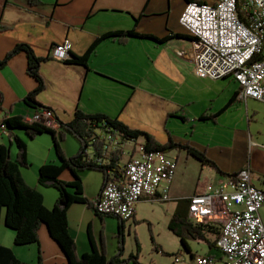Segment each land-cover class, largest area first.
Instances as JSON below:
<instances>
[{"label": "crops", "instance_id": "obj_1", "mask_svg": "<svg viewBox=\"0 0 264 264\" xmlns=\"http://www.w3.org/2000/svg\"><path fill=\"white\" fill-rule=\"evenodd\" d=\"M206 4H215L219 0H215L212 3L206 0H201ZM189 1L184 0L181 7V13L183 15L186 4ZM173 0H37L36 3L31 4L29 0H0V60L4 59L6 54L13 50L18 44H25L30 46L39 58H48L42 65L41 73L45 67L52 65L58 74L61 75V83H58L57 87L51 86L47 83L45 73H42V77L45 80L47 89L38 97V102L42 106L52 108L55 112V120L49 125L55 130H60V122L70 123L75 119L76 112L81 110L83 113L91 114H106L112 117V119H119L127 125V122L122 120L120 115V109L123 108V99L113 98L114 92L110 83L119 86H128L133 90L136 89V83L130 79L132 72L130 67L126 69V73L120 69V55L126 50L134 52L143 51L148 56H152L154 43L161 46L174 42H185L186 45H193V53L196 49V43L189 38H175L176 35L189 36V33L180 25L183 32H178L171 28V22L173 19ZM164 25L165 35L163 37L155 34V26L158 24ZM2 28V29H1ZM22 28L21 35L12 34L16 29ZM136 29L138 33L145 34L146 36H154L160 40L172 37L167 42L161 44L160 42L150 39H129L126 43H122L119 40L105 41L97 52L89 61L88 67L81 65H69L66 61H56L53 58V48L58 45L69 43L71 46L70 56H83L87 52L90 46L95 41L109 32H119ZM25 33L27 38H25ZM175 35V36H174ZM191 53V55H193ZM28 56L24 53L17 55L12 59L5 68L0 69V124L4 119H10L14 116H21L29 122L33 118L36 112L35 108L29 107L26 104L27 97L30 93L36 90L38 84L35 79L29 76L28 72ZM144 74L148 76V70L144 71ZM128 77V78H125ZM66 82L63 83V80ZM202 79V78H201ZM204 80V79H203ZM232 81L234 78H227L220 81ZM208 81V87L218 82ZM237 86V91L232 98L237 96L241 92L240 85L233 81ZM200 83H203L201 80ZM56 87V88H55ZM53 89L55 98L47 99V93ZM237 96L236 102L231 106L228 105L219 114L216 115L215 121L224 112L228 111L232 106L239 104L242 100ZM109 97V98H108ZM188 101L191 106H202L204 110H207L209 97L203 98V96H190ZM255 101V100H249ZM248 101V102H249ZM260 102V101H259ZM264 104V103H263ZM187 105V104H186ZM229 106V107H228ZM120 110V112H119ZM125 110V108H124ZM208 115V114H206ZM202 117H199L200 121H203ZM208 117H213L208 115ZM197 118H195L196 120ZM187 118H184L186 121ZM188 121V120H187ZM211 120L203 121L209 122ZM128 127V126H127ZM130 128V127H129ZM131 129V128H130ZM138 130V129H133ZM0 128V134H1ZM147 132V131H143ZM21 139L27 141L23 137L21 131L15 132ZM148 133V132H147ZM12 135L2 134L0 136V143L10 145V137ZM65 144L63 147L68 157H73L80 152V146L74 145L65 137ZM64 140V141H65ZM192 148H197L192 146ZM18 150V148H17ZM15 150V143L13 142V149L11 150L12 156L15 158L17 154ZM32 148L29 147L28 155L29 161L35 166L34 160L31 156ZM198 150L205 153L206 156L212 161L216 162L221 172L225 174H238L239 172L247 169H251L254 174V183L258 188L264 190V179L261 178L257 172V169L249 165L239 170L229 171L224 169L218 161V154H223L226 148L223 146H206L203 148L198 147ZM187 152V150H183ZM211 151V153H210ZM177 159L179 163L178 152L170 153ZM188 155H190L187 152ZM187 155V156H188ZM217 157V158H216ZM58 163L54 160L52 154L49 153L47 157H42L38 162L37 168L40 170L42 166L49 162ZM31 169H24L23 176L25 181L38 188L43 194L45 204L49 209H53L57 198L54 199L53 195L41 190L44 188L39 184L38 179L34 176H30ZM95 171H87L81 174L84 185V192L87 199L95 203L102 194V186L104 182L103 174L101 178H95L92 174ZM67 182L72 181V177L68 174L64 176ZM225 176L217 173L210 168H203L201 166L200 179L194 185L193 189L189 193L175 191L174 184L172 185L173 202L176 203L175 207L171 210L170 219L175 214L178 203L177 200L190 199L197 193L209 192L212 189L206 185L210 181L214 184L219 182L220 179ZM177 178V177H176ZM204 179L205 181H203ZM176 182V180H175ZM50 189V188H45ZM54 190V189H50ZM150 202L149 198L142 199L137 206V212L134 219L128 223H134L137 225L142 221L139 214H142L143 204ZM172 203V202H171ZM94 208L87 205L75 204L69 212V222L71 234L77 240L78 254L84 256L92 251V246L86 237V233L89 235L90 227L94 231L96 238V229L98 227V215L95 213ZM262 216L264 217V209L262 210ZM109 217V216H107ZM111 218V217H109ZM118 220L116 218H112ZM120 228L123 226V234L128 223H122L120 220ZM5 220H2L0 225V233L3 232L2 228L5 226ZM209 225L214 227V233L208 236L209 242H199L203 246L205 252L203 256L213 257L216 260H224V253L218 248V242L221 236L223 224L218 221H211ZM119 228V230H120ZM4 229V228H3ZM7 229V228H6ZM40 241L38 245H30L25 247H18L16 244L0 240V245L3 247L11 248L16 253L18 259L25 263L36 264L38 262V256H40V250L43 252V264H69L66 255L60 246L52 239L49 234V230L46 225L42 226L39 232ZM191 252H189L193 258H197L199 255H194V249L190 244ZM111 253V251H110ZM109 256V255H108ZM202 257V256H199Z\"/></svg>", "mask_w": 264, "mask_h": 264}, {"label": "rangeland", "instance_id": "obj_2", "mask_svg": "<svg viewBox=\"0 0 264 264\" xmlns=\"http://www.w3.org/2000/svg\"><path fill=\"white\" fill-rule=\"evenodd\" d=\"M173 1V11L176 10V13L171 19V28L183 32L179 25V19L182 15L181 7L184 0ZM206 1L212 3L215 0ZM21 30L22 28H18L12 34L22 36L24 33H21ZM165 33L164 25L159 23L155 26V34L163 37ZM27 34L25 33V38H27ZM192 49L193 45L190 49V45H186L185 42L175 43L174 41L163 46L154 43L151 57L143 51L132 53L129 49L120 55L121 71L124 70L126 73L129 66L132 72L130 79L136 83L134 90L128 86L109 84L115 95L113 98L124 101L123 108L120 109L122 110L120 113L122 120L127 122V126L131 129L147 131L154 135L161 144L168 143L172 138L177 144L195 146L196 149L203 148V146H223L226 151L223 154H218V158H216L224 169L232 172L243 167L247 169L249 165H252L257 169L256 173L264 179L263 102L242 101L220 115L217 122L211 120L203 123L200 121L199 117L202 115L215 117L225 109L230 98L235 95L237 86L234 84V80H226L218 81L209 88L208 81L210 80H203L197 75L196 63L191 55L194 51ZM145 70H148V76L144 74ZM42 73L46 74L44 79L52 87L55 85L57 87L58 83H61V75L52 65L45 67ZM64 79L63 83H67L66 78ZM201 80L203 83H200ZM190 96H194V98L196 96L209 97L206 101L208 103L207 110H204L202 106H188ZM55 97L53 89L46 95L47 99ZM184 118H187L188 121H184ZM195 118L197 119L195 120ZM21 134L27 139L29 147L32 148L31 159L34 160L35 166L29 168L31 169L30 176L38 179L40 170L37 165L42 157H47L51 153L54 160L59 163L53 139L51 134H45L37 139L29 140L25 131H21ZM68 139L74 145L80 146L73 137L68 136ZM65 142L66 140L64 144ZM137 142L144 144L145 140L140 138ZM14 143L15 150H17V144ZM93 151V148H90L88 153L92 154ZM177 152L179 169L176 182H174L175 191L189 193L200 179L202 165L187 152L183 150ZM171 157L174 158L173 155ZM125 163L127 160L123 157V164ZM67 174L72 177L73 181L75 177L70 171L64 173L62 179L66 182L64 176ZM92 175L95 178L102 177L96 172ZM41 190L50 193L57 200L60 196V193L55 189L41 188ZM173 199L172 196L171 201L167 203L150 201L143 204L142 214H139L142 221L137 225L127 224L124 233L125 256L123 260L126 262L125 264H135L131 261L132 256H138L141 264H197V258L203 256L205 250L199 241H189L194 249V255H199L197 258H193L184 249L182 240L169 231L171 219L168 209L171 210L175 207L176 203L173 202ZM97 218V244L101 247L102 234H104L109 259L114 258L121 241L120 222L107 216L103 219L99 216ZM3 219L5 220L4 217ZM3 228L0 240L6 242L9 240L14 245L16 232L7 227L6 229L4 226ZM86 237L89 240L88 233H86Z\"/></svg>", "mask_w": 264, "mask_h": 264}, {"label": "built area", "instance_id": "obj_3", "mask_svg": "<svg viewBox=\"0 0 264 264\" xmlns=\"http://www.w3.org/2000/svg\"><path fill=\"white\" fill-rule=\"evenodd\" d=\"M251 17L250 24H242ZM180 25L196 40L192 57L197 75L210 81L234 78L241 87L239 99L264 103V0L251 5L249 0H219L215 4L190 3ZM69 43L53 48L56 61L70 60ZM256 56L262 60L253 63ZM37 118L54 121L52 111L35 112ZM1 134L8 135L5 123ZM103 141L105 158H95L99 165L111 163L114 155L126 158L120 177L106 185L94 203L97 214L131 222L142 199L167 203L172 199L179 163L170 153L149 151L138 142L125 143L122 136L109 129L99 131L93 142ZM129 148V149H128ZM125 149V151H124ZM251 169L235 177H224L209 192L197 193L190 199V218L200 224L215 220L223 224L218 248L224 260L202 256L197 264H264V190L254 183Z\"/></svg>", "mask_w": 264, "mask_h": 264}, {"label": "trees", "instance_id": "obj_4", "mask_svg": "<svg viewBox=\"0 0 264 264\" xmlns=\"http://www.w3.org/2000/svg\"><path fill=\"white\" fill-rule=\"evenodd\" d=\"M191 3L202 2L201 0H187ZM31 4L37 0H29ZM2 29V28H1ZM175 36V35H174ZM150 39L161 44L167 42L172 37L160 40L154 36H146L140 34L136 29L130 31L109 32L98 38L95 43L89 47L85 55L73 56V59L66 61L69 65H81L88 67L94 54L97 52L105 41L119 40L126 43L129 39ZM175 38H189L191 41L196 40L189 36L176 35ZM56 47V46H55ZM54 47V48H55ZM24 53L28 56V72L29 76L36 80L38 86L36 90L29 94L26 104L35 108L36 112L43 110L52 111V108L42 106L38 102V97L47 89L45 80L42 77V65L51 60L48 58H39L34 50L23 44L16 45L12 51L8 52L4 59L0 60V69H3L17 55ZM262 60L261 56H256L253 63ZM239 96V94L237 95ZM237 96L232 98L229 106L236 102ZM228 106V107H229ZM226 110V109H225ZM224 111V110H223ZM222 111V112H223ZM221 112V113H222ZM215 117H202L203 121L215 120ZM1 123H5L9 132L10 145L0 143V225L3 217L5 218V226L16 232V240L14 241L18 247L30 245H38L40 241V229L46 225L49 234L53 240L60 246L69 264H125L123 260L125 256V239L123 234V226L120 228L121 241L116 256L109 259L107 248L105 245L104 234H102L101 247L97 244L92 228L89 229L90 244L92 251L80 256L78 254L77 240L71 234L69 212L75 204L87 205L95 210L94 203L86 198L84 192L83 179L81 174L87 171H95L104 176L102 192L108 183L117 180L121 175L123 152L114 155L110 164L99 165L93 158L89 156V149L95 150V158H105L102 152L104 142H93L96 133L112 129L122 136V141L131 143L137 142L140 138L145 140V144L149 151L173 153L179 150H187V152L197 159L203 168H210L217 173L228 177H235L237 174H225L221 172L216 162L209 159L202 151L192 148L187 144H177L172 138L166 144H161L157 138L142 130H133L127 127L124 122L119 119H112L106 114H85L78 110L75 119L70 123L60 122V130H55L51 123L44 122H28L21 116H14L10 119H4ZM25 131L29 140L37 139V137L45 134H51L54 149L59 159V163H47L40 168L39 184L44 188L55 189L60 193L58 200L53 209L45 204L44 194L35 186L29 185L23 176V170L29 169L31 163L29 161V144L28 141L21 139L15 132ZM66 136L73 137L80 144V152L73 157H68L65 153L63 142ZM13 142H16L18 150L16 157L12 156ZM67 171L74 175V180L65 182L62 176ZM190 200H177L178 208L172 216L169 231L182 240L184 249L191 252L189 241L209 242L208 236L214 233V227L209 224H200L190 218ZM97 214V213H96ZM100 218L105 216L97 214ZM123 223V221H121ZM43 252L40 250V256L36 264H43ZM138 256H132L131 261L135 264H141ZM0 264H33L25 263L18 259L16 253L11 248L0 245Z\"/></svg>", "mask_w": 264, "mask_h": 264}, {"label": "bare ground", "instance_id": "obj_5", "mask_svg": "<svg viewBox=\"0 0 264 264\" xmlns=\"http://www.w3.org/2000/svg\"><path fill=\"white\" fill-rule=\"evenodd\" d=\"M249 1H250L251 5H259V0H249ZM197 3H200V2H197ZM250 21H251V17H243L242 24H250ZM70 60H71V58H70ZM32 121L40 123V124H42L44 122L52 123V121H48V119L37 118V116H33V118L31 120H29V122H32Z\"/></svg>", "mask_w": 264, "mask_h": 264}, {"label": "water", "instance_id": "obj_6", "mask_svg": "<svg viewBox=\"0 0 264 264\" xmlns=\"http://www.w3.org/2000/svg\"><path fill=\"white\" fill-rule=\"evenodd\" d=\"M191 2H188L186 5L190 4Z\"/></svg>", "mask_w": 264, "mask_h": 264}]
</instances>
